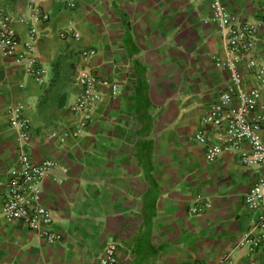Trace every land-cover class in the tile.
<instances>
[{"label":"crops","instance_id":"crops-1","mask_svg":"<svg viewBox=\"0 0 264 264\" xmlns=\"http://www.w3.org/2000/svg\"><path fill=\"white\" fill-rule=\"evenodd\" d=\"M213 1L36 0L34 11L31 0H0L21 41L24 20L48 16L37 23L44 82L13 58H0V264H101L110 242L119 264H216L227 256L228 264H264V242L251 254L239 248L246 234L264 228L261 213L246 203L258 170L233 152L206 158L219 139L203 119L230 84V72L214 63L228 46L213 21ZM219 1L262 21L264 36V0ZM70 28L80 37L65 34ZM88 49L97 55L85 58ZM255 55L264 62V44ZM85 71L121 89L101 90L93 119L74 137L81 114L71 107ZM244 73L242 87L259 85ZM20 104L31 121L27 144L10 123ZM200 132L208 144L196 140ZM24 151L36 163L55 160L66 169L45 179L41 196L57 211L60 243L3 218L9 172Z\"/></svg>","mask_w":264,"mask_h":264},{"label":"built area","instance_id":"built-area-1","mask_svg":"<svg viewBox=\"0 0 264 264\" xmlns=\"http://www.w3.org/2000/svg\"><path fill=\"white\" fill-rule=\"evenodd\" d=\"M36 0H31V7L35 11ZM72 7L75 3L70 4ZM213 21L219 27L227 46L228 54L225 58L216 57V67L230 72L229 86L222 94L219 102L211 106L203 119L205 125H212L217 130L219 144L209 146L206 158L213 161L224 152H233L241 156L246 166L255 168L259 173L256 185L246 196L248 208L253 212H260L259 221L264 220V104L261 103L264 92V62L257 58L255 51L260 44H264V36H259L262 21H250L233 12L219 0L211 4ZM47 20V15H33L24 20L28 33L21 41L16 29L13 15L0 6V58H13L38 81L44 82L47 69L41 63L37 54L38 28L37 23ZM72 34L79 38L80 34L72 28L65 34ZM23 46L21 50L20 47ZM85 58L97 55L95 49L83 52ZM250 71L259 81V85L246 89L242 87L244 72ZM78 82L84 90L72 105L75 113L81 114L76 129L72 132L78 137L91 122L94 109L102 96V89H109L114 95L120 92V83L101 78L91 72H83ZM22 104L12 107L10 114L11 125L19 131L20 140L27 144L31 140V121L23 113ZM201 144H208L204 132L196 135ZM250 144V150L244 147ZM66 169L55 160H45L36 163L29 152L21 154L18 167L9 172L7 194L2 215L5 221L21 220L28 224L30 230L49 244L60 243L62 234L54 228L57 211L46 207L41 202L43 183L54 171ZM63 182V179H56ZM210 207V204H207ZM199 208L194 207L195 213ZM263 227V226H262ZM261 227V228H262ZM264 242V228L258 234L248 233L239 243V248L248 254L254 253ZM117 243L110 242L100 257L101 264H119ZM227 256L216 264H228Z\"/></svg>","mask_w":264,"mask_h":264}]
</instances>
